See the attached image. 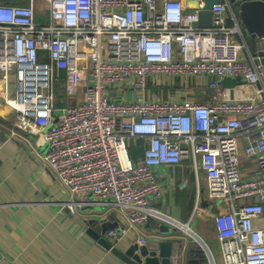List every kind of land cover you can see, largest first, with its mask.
<instances>
[{
  "label": "built area",
  "instance_id": "2783aa9c",
  "mask_svg": "<svg viewBox=\"0 0 264 264\" xmlns=\"http://www.w3.org/2000/svg\"><path fill=\"white\" fill-rule=\"evenodd\" d=\"M0 0V75L15 124L43 132L41 155L68 190L75 213L87 203L115 207L125 216L106 232L114 244L128 228L156 221L185 233L217 264L208 243L190 226L152 205L163 194L157 168L191 161L207 195L229 208L213 215L222 264H264V35L247 48L230 0L212 4L209 27L199 25L204 0ZM233 23H227V13ZM46 23L38 20V14ZM66 71L83 83L84 98L55 114V79ZM15 93L7 94L9 73ZM180 76L186 84L240 76L227 93L206 101L146 96L150 84ZM134 91L135 100L124 97ZM238 92L230 97L229 91ZM254 156L253 176L240 172L239 139ZM142 143V153L133 157ZM138 244H145L140 238ZM176 262V256L172 255Z\"/></svg>",
  "mask_w": 264,
  "mask_h": 264
},
{
  "label": "crops",
  "instance_id": "0c3cea01",
  "mask_svg": "<svg viewBox=\"0 0 264 264\" xmlns=\"http://www.w3.org/2000/svg\"><path fill=\"white\" fill-rule=\"evenodd\" d=\"M1 1L26 3L25 0ZM38 17L42 15L39 13ZM237 22L241 30L237 39L244 40L247 46L241 55L249 61V54L255 55L258 50L257 37L250 36L238 18ZM227 23H233L229 12ZM56 78L64 80L67 100L76 98L74 103H58L55 90V114H59L64 106L76 105L83 100L84 86L74 82L64 70L59 71ZM15 79L14 71H11L6 86L9 97L14 96ZM211 80L210 77H203L186 84L180 76L166 77L158 80L146 96L163 100L193 98L203 102L219 92L226 94V88L238 84L226 85L220 81L217 87H212ZM3 82L0 75V264H125L99 244L93 235L94 229H91L107 221L126 225L125 216L115 207L95 203H87L75 213L68 211L65 204L69 199L68 190L41 159L46 147L43 132L33 134L16 126L15 111L4 100ZM136 95L129 90L124 97L133 101ZM229 95L239 96L237 91L232 93V90ZM139 143V148L132 152L133 157L142 153V143ZM245 146L246 138L240 137L239 167L242 176L248 178L255 173L257 160L245 154ZM156 171L163 194L153 199L152 205L182 221H189L193 216V226L201 228L203 236H200L204 240L206 238L216 263L222 264L213 215L227 210L229 206L208 197L204 175L200 170L196 172L193 169L191 161L161 165ZM160 225L152 220L141 227H130L113 245L124 250L137 243L138 239L145 238L147 246L157 248L158 242L173 239L172 255L177 260H172V264H208L204 252L196 243L172 229H169V234H164ZM254 225L264 227V212L254 219ZM106 232L104 236L109 240Z\"/></svg>",
  "mask_w": 264,
  "mask_h": 264
},
{
  "label": "water",
  "instance_id": "95a60500",
  "mask_svg": "<svg viewBox=\"0 0 264 264\" xmlns=\"http://www.w3.org/2000/svg\"><path fill=\"white\" fill-rule=\"evenodd\" d=\"M219 0H204V6L199 12V25L209 27L212 22V12L210 7ZM232 9L236 17L245 26L247 32L252 37L264 35V0H230ZM187 4L193 8H198L196 0H189ZM221 82L226 85H234L240 82V76L224 77ZM12 108V107H11ZM118 222L107 221L103 224L91 228L99 244L109 249L125 264H172L173 239L158 242L157 248H150L146 244L133 243L128 248L121 250L104 236L109 229L115 228ZM170 228L160 225V230L164 234H169Z\"/></svg>",
  "mask_w": 264,
  "mask_h": 264
},
{
  "label": "rangeland",
  "instance_id": "374dc122",
  "mask_svg": "<svg viewBox=\"0 0 264 264\" xmlns=\"http://www.w3.org/2000/svg\"><path fill=\"white\" fill-rule=\"evenodd\" d=\"M40 20H42V21H44L45 20V17H38ZM44 24L46 23V21H44L43 22ZM54 85H55V90H56V93H57V98H58V100H57V102L58 103H61V104H66V103H68L69 101L70 102H73L74 103V101L76 100V98H71L72 100H67V98H68V92H67V88H66V84H64V80L62 79V78H56L55 79V82H54ZM210 85L212 86V83H210ZM213 87V86H212ZM149 88H152V89H154L155 88V86L153 85V84H150L149 85ZM134 151V149L133 148H129V152L131 153V154H133L132 152ZM193 219V218H192ZM190 226L193 228V230H195L199 235L201 234H203V232H202V230H201V228L199 227V229L198 228H195L194 226H193V220L190 222ZM170 229H172L173 231H175V232H179V233H181V234H183V235H185V233H183V232H181V231H178V230H176V229H174V228H172V227H170ZM186 236V235H185ZM203 236V235H202ZM205 240H206V238H205ZM197 244V243H196ZM199 247V246H198ZM200 248V247H199ZM201 249V248H200ZM202 250V249H201Z\"/></svg>",
  "mask_w": 264,
  "mask_h": 264
},
{
  "label": "trees",
  "instance_id": "16d2710c",
  "mask_svg": "<svg viewBox=\"0 0 264 264\" xmlns=\"http://www.w3.org/2000/svg\"><path fill=\"white\" fill-rule=\"evenodd\" d=\"M132 155V154H131Z\"/></svg>",
  "mask_w": 264,
  "mask_h": 264
}]
</instances>
